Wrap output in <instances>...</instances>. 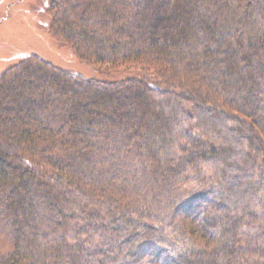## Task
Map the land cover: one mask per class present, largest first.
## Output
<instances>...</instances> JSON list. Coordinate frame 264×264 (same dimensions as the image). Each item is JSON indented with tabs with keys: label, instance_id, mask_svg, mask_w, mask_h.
Segmentation results:
<instances>
[{
	"label": "trees",
	"instance_id": "16d2710c",
	"mask_svg": "<svg viewBox=\"0 0 264 264\" xmlns=\"http://www.w3.org/2000/svg\"><path fill=\"white\" fill-rule=\"evenodd\" d=\"M0 75V264H264V0H52Z\"/></svg>",
	"mask_w": 264,
	"mask_h": 264
},
{
	"label": "rangeland",
	"instance_id": "374dc122",
	"mask_svg": "<svg viewBox=\"0 0 264 264\" xmlns=\"http://www.w3.org/2000/svg\"><path fill=\"white\" fill-rule=\"evenodd\" d=\"M52 0H0V75L18 62L36 55L58 68L86 78L122 80L123 71L105 72L79 59L73 50L51 33ZM10 248L0 235V252Z\"/></svg>",
	"mask_w": 264,
	"mask_h": 264
}]
</instances>
